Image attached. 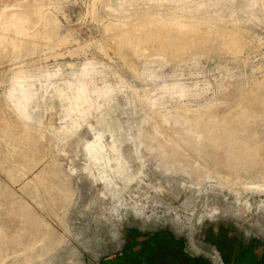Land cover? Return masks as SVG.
<instances>
[{"label": "rangeland", "instance_id": "374dc122", "mask_svg": "<svg viewBox=\"0 0 264 264\" xmlns=\"http://www.w3.org/2000/svg\"><path fill=\"white\" fill-rule=\"evenodd\" d=\"M0 19V224L17 235L2 264H138L129 251L160 238L223 264L233 239L264 244V158L226 181L144 148L168 130L197 154L229 147L248 122L219 119L242 94L264 120V0H0ZM158 24L202 25L208 43L171 57L118 42Z\"/></svg>", "mask_w": 264, "mask_h": 264}, {"label": "bare ground", "instance_id": "6f19581e", "mask_svg": "<svg viewBox=\"0 0 264 264\" xmlns=\"http://www.w3.org/2000/svg\"><path fill=\"white\" fill-rule=\"evenodd\" d=\"M207 36L208 30L202 25L192 27L186 26L185 29L182 30L180 27L171 24H158L153 30L140 32L136 29H132L125 31L120 35L118 42L122 45H126V43L130 41L133 43L146 44L151 48V51L167 52L171 57H180L182 55L200 52L208 43ZM174 39L178 41V46L175 48L171 47V43ZM211 45H215L214 39H212ZM219 45L226 44L224 41H220ZM226 47L230 51H239L241 46L240 43L234 39H229ZM247 97L248 94H242L238 98L227 99L224 105V111H222L219 119V124L221 126L220 130L226 126L232 129H235V127L237 128L238 126L234 127V125H237L240 121L244 124L243 118L248 122V124L245 123V127L240 132H237V134H239L238 137H232V144L227 148L223 147L224 145L220 146L216 140H208L203 141L202 151L197 154L196 151L193 150L191 144L186 143L177 132L169 130L166 132V135L168 139L173 141V143L171 142L172 144H166L163 141L155 140V143H146L144 148L149 151L157 149L164 156H173L176 163H183L186 155H191L198 160L199 166L195 174H198L199 177H202L201 169L207 167L209 174L215 171L226 181L232 176L242 179L246 170H256L264 158V156H262V154L264 155V131H260L258 127V124L261 125L264 120L263 117L253 112L254 108H261V104L260 102L251 104V101ZM246 102L250 103L251 106H245L244 103ZM1 117L2 116H0V129L9 130V128H11L10 125L5 124ZM248 137V142L242 144L241 141ZM151 139L153 140L155 138L152 137ZM238 141H240V143L236 144L235 142ZM185 148L187 150L191 149V152H186ZM8 230V226L3 225V223L0 224V242H6L7 248L11 249L15 246L17 235L12 234V230H9L10 232ZM12 253H14V251H12ZM5 258L6 257L0 259V264L3 263Z\"/></svg>", "mask_w": 264, "mask_h": 264}, {"label": "trees", "instance_id": "16d2710c", "mask_svg": "<svg viewBox=\"0 0 264 264\" xmlns=\"http://www.w3.org/2000/svg\"><path fill=\"white\" fill-rule=\"evenodd\" d=\"M208 232H209V230L207 229L206 235H205L206 237H208V235H209ZM150 236H153L154 238L156 237V239L160 238V237H158V236H160L159 233H157V234L150 233L149 237ZM131 239H132V237L128 239L129 250L131 248L129 246V242L133 243L134 241H136L135 238L132 239V240ZM160 241H161V238L158 241H156L157 244H155V246L153 248H147L145 246H141L137 250H135L133 248L132 251H129L131 253H128V254H129V256L131 258H134V255H133L132 252H136L137 255L135 257V262L138 263V264H159V263H166L167 261H172L173 260V254L169 253V251H170V250H168L169 245L166 244V242H163V241L161 243H159ZM232 241H233V243L230 246H228V250L230 251V253L232 252V250H236L237 248L238 249L239 248H243L239 252V254L241 252L245 251V249H247L246 252H249V253L252 254V253H255V250H253V247L255 246L256 242L259 241V240L258 239H254V241H249L248 243H245V242L239 241V240H235V239H233ZM250 247H252V248H250ZM263 247H264V245H263ZM230 253H228V254H230ZM224 257L227 258L228 256L224 254ZM129 263L133 264V261H130Z\"/></svg>", "mask_w": 264, "mask_h": 264}, {"label": "flooded vegetation", "instance_id": "af4514ba", "mask_svg": "<svg viewBox=\"0 0 264 264\" xmlns=\"http://www.w3.org/2000/svg\"><path fill=\"white\" fill-rule=\"evenodd\" d=\"M135 240H136V238H135ZM145 241L149 242L151 240H149V239L141 240V246L151 248V245H150L151 242L148 245H145ZM155 244H157V243H155ZM263 245H261L260 243L255 244V246L253 247V250H255V253H252V254L249 252H246L247 249H245V251H243L237 255H236V253H230V251L228 249L224 253V251L221 249L222 252L227 256H228V253H230V256L228 258L224 257L223 264H264V247H263ZM259 246H262V248H260ZM184 249L185 248H182V247H180L179 249L173 248V250H174L173 263H169V264H193V262H188L187 260H185L187 256H190L192 259L195 258L194 260H197V259H200L202 261L204 260L203 255L202 256H191L190 253ZM168 250H170V249L168 248ZM226 259H227V261H226ZM159 264H166V263H159Z\"/></svg>", "mask_w": 264, "mask_h": 264}, {"label": "crops", "instance_id": "0c3cea01", "mask_svg": "<svg viewBox=\"0 0 264 264\" xmlns=\"http://www.w3.org/2000/svg\"><path fill=\"white\" fill-rule=\"evenodd\" d=\"M179 245V244H178Z\"/></svg>", "mask_w": 264, "mask_h": 264}]
</instances>
